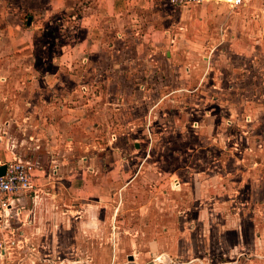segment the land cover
<instances>
[{
	"label": "rangeland",
	"instance_id": "obj_1",
	"mask_svg": "<svg viewBox=\"0 0 264 264\" xmlns=\"http://www.w3.org/2000/svg\"><path fill=\"white\" fill-rule=\"evenodd\" d=\"M96 1H65L30 48L37 69L66 55L72 123L12 118L15 86L55 68L0 63V159L34 165L0 217V264H264V0H153L106 18L88 56L77 18Z\"/></svg>",
	"mask_w": 264,
	"mask_h": 264
},
{
	"label": "crops",
	"instance_id": "obj_2",
	"mask_svg": "<svg viewBox=\"0 0 264 264\" xmlns=\"http://www.w3.org/2000/svg\"><path fill=\"white\" fill-rule=\"evenodd\" d=\"M65 1L67 0H0V63L6 61L10 63L12 67L23 66V75L27 73V76L29 74H37V71H44L45 66L50 69L55 68L53 73L46 71L49 70L46 69L43 75H39L41 83L38 85L29 83L27 85H18L14 88L17 91L14 94L22 91L26 96H23L24 98H22L21 101L16 100L9 102L11 104L12 118L16 119L18 112L25 109L26 111H24L20 119L29 125L45 126L47 124H60L61 122H58V120L61 121L62 118L51 113L50 110H57L60 112L61 108L66 109V111H64L65 116L63 117L64 122L66 123L69 121L72 123V113L78 109L75 102H69L68 105H63L62 100L56 98L57 93L66 89V87L61 84V81L63 83V78H69L68 82L71 86H73V83L77 80V76L72 69L66 70L65 68L62 69L60 66L62 61L61 58H65L66 55L53 54V56L49 57L48 62L45 61L46 65H41L38 69L37 66L35 67L31 63L35 58L34 54L30 51V48L35 42L34 35L40 33L42 37H44L46 28L53 27L52 23L49 22V18L52 15L66 11L63 10ZM152 3L153 0H148V2L147 0H97L94 7H85L86 12L84 15L77 18V21H81L83 23L82 26L87 30L84 36L77 41L79 48L81 47L80 50H82L83 47V49L87 50L88 56L94 55L93 52L101 45L102 39L98 38V41H96L93 35L95 30H100L101 23L102 26L104 25L103 21L106 18L108 21H112V18L117 19L121 16V27H123L124 21L122 17L125 18L127 13L132 11L148 10L152 8ZM23 13L31 14L30 17H27L25 25L22 21ZM4 45L7 46V52L2 51V46ZM18 49L29 51L17 54L15 51ZM69 60L71 62L75 61L74 58L72 60V57ZM56 62H58L59 65L56 64ZM50 74H53V77L57 78V85H48L43 81V79H45V77L47 78ZM68 88L70 89V86ZM72 89L74 90V86ZM69 91L72 90L70 89ZM38 136H40V133H38ZM11 154L13 153L11 152ZM13 158L16 157L13 156ZM13 158L8 159L6 156L3 160H11ZM36 199L37 196H34L33 200L35 201ZM18 202H20V199Z\"/></svg>",
	"mask_w": 264,
	"mask_h": 264
},
{
	"label": "built area",
	"instance_id": "obj_3",
	"mask_svg": "<svg viewBox=\"0 0 264 264\" xmlns=\"http://www.w3.org/2000/svg\"><path fill=\"white\" fill-rule=\"evenodd\" d=\"M173 6H186L196 4L204 0H168ZM230 8H236L244 3L243 0H227ZM4 166L5 171L0 176V217L5 212L13 209L17 197L32 189L34 165L30 161L13 158L11 160L0 159V167ZM19 212V210H18Z\"/></svg>",
	"mask_w": 264,
	"mask_h": 264
},
{
	"label": "water",
	"instance_id": "obj_4",
	"mask_svg": "<svg viewBox=\"0 0 264 264\" xmlns=\"http://www.w3.org/2000/svg\"><path fill=\"white\" fill-rule=\"evenodd\" d=\"M4 171H5V167L4 166L0 167V176L4 174ZM128 260L133 261V257L129 256Z\"/></svg>",
	"mask_w": 264,
	"mask_h": 264
},
{
	"label": "bare ground",
	"instance_id": "obj_5",
	"mask_svg": "<svg viewBox=\"0 0 264 264\" xmlns=\"http://www.w3.org/2000/svg\"><path fill=\"white\" fill-rule=\"evenodd\" d=\"M160 260V259H159Z\"/></svg>",
	"mask_w": 264,
	"mask_h": 264
}]
</instances>
